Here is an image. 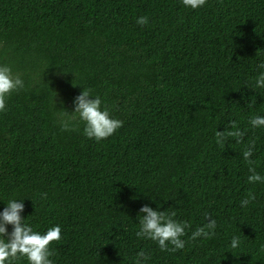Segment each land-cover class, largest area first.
Returning a JSON list of instances; mask_svg holds the SVG:
<instances>
[{
    "label": "trees",
    "instance_id": "16d2710c",
    "mask_svg": "<svg viewBox=\"0 0 264 264\" xmlns=\"http://www.w3.org/2000/svg\"><path fill=\"white\" fill-rule=\"evenodd\" d=\"M262 63L264 0H0V66L24 81L0 112V213L22 200L34 231L60 226L53 264H264V183L242 155L254 142L264 177ZM83 88L123 122L107 139L78 114L61 130ZM226 130L243 136L218 144ZM146 205L187 225L183 249L137 237ZM206 213L214 234L192 240Z\"/></svg>",
    "mask_w": 264,
    "mask_h": 264
},
{
    "label": "clouds",
    "instance_id": "9594fccd",
    "mask_svg": "<svg viewBox=\"0 0 264 264\" xmlns=\"http://www.w3.org/2000/svg\"><path fill=\"white\" fill-rule=\"evenodd\" d=\"M185 7L191 9H199L203 7L207 0H182ZM149 23V18L146 16L139 17L137 24L145 26ZM264 68V63L259 65ZM75 86V85H74ZM24 88V81L19 74L14 75L12 69L8 66H0V112L6 111V98L13 92H18ZM251 89L264 88V72L255 78L253 84L249 86ZM89 90L83 88L82 94L75 98V110L72 113H63L60 119L61 130L69 131L75 130L70 126V121L78 118L85 123L84 134L89 139L101 141L114 135V133L123 126V122L119 119L111 117L110 112L106 107L102 108V100L99 96L95 99ZM66 117V118H65ZM249 123L253 127H264V116L253 117ZM232 128H236V122L231 121ZM216 142L223 145L228 137L243 136L240 131H216ZM255 143L253 142L246 148L242 155L244 160L249 164L248 177L249 183H264V177L256 172L253 166L255 162L251 159L253 156V149ZM254 195L250 194L241 202V206H247L251 200H254ZM9 200L7 207L0 213V264H11L13 260L20 257H26L29 264H53L50 259L54 255L51 250V245L54 242H59L62 239L61 227L54 226L47 230L46 233L34 231L33 228L26 224L25 219L21 216L24 211V203L22 200ZM141 214L142 217H141ZM146 214V215H145ZM175 215L174 213L172 214ZM208 223L199 227L192 233L191 239L203 237L208 238L214 233L209 230L215 229L216 221L212 219L207 213L205 214ZM140 231L136 233L137 237L150 239L156 241L162 251H176L185 247V241L182 239L186 235V224L175 221L172 216L166 215L163 211H157L150 206H143L140 209ZM8 225L13 226V231L8 232ZM169 245L172 247L170 248ZM239 245V238L233 237L231 247L236 248ZM149 257L140 252L136 264H143Z\"/></svg>",
    "mask_w": 264,
    "mask_h": 264
}]
</instances>
